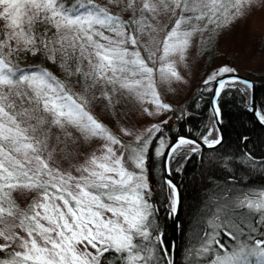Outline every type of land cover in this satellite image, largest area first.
<instances>
[{
  "label": "rangeland",
  "instance_id": "rangeland-1",
  "mask_svg": "<svg viewBox=\"0 0 264 264\" xmlns=\"http://www.w3.org/2000/svg\"><path fill=\"white\" fill-rule=\"evenodd\" d=\"M179 1L100 0L103 6L82 5L73 14L54 4L65 39L88 56L84 82H72L64 93L49 71L14 80L0 61V85L25 116L15 119L0 107V140L7 145L0 143V264H98L108 249L124 251L123 264H153L146 170L151 142L174 111L184 112L181 106L199 83L231 71L222 66L203 74L204 53L219 37V48L237 49L246 66H253V56L264 59V0H235L226 25L211 18L200 24L204 17L194 26ZM214 2L223 9L228 0H191V10L203 15ZM22 4L0 0V20L16 38L23 34L17 30ZM111 9L127 10L135 29ZM218 137L213 122L204 139ZM155 138L161 157L168 140ZM176 198L174 189L172 211ZM241 207L257 211L262 225L264 189L218 203L194 252L197 262L189 256L181 264H264V226L257 231L248 225V235L226 216ZM223 232L237 239L222 242ZM140 235L149 242L137 244ZM166 258L172 264L171 253Z\"/></svg>",
  "mask_w": 264,
  "mask_h": 264
},
{
  "label": "trees",
  "instance_id": "trees-1",
  "mask_svg": "<svg viewBox=\"0 0 264 264\" xmlns=\"http://www.w3.org/2000/svg\"><path fill=\"white\" fill-rule=\"evenodd\" d=\"M99 1L22 0L17 30L19 29L23 34L18 38L13 33H7L8 21L0 20V61L15 74L14 80L20 76L32 77L49 71L50 78L62 88V93L69 90L72 82H84L88 56L84 48L79 50L77 43L67 42L60 26L62 21H59L57 16L62 17L60 14L55 16L51 8L54 4H58L62 12L73 14L79 11L82 5L90 7L96 3L95 8H99V5L103 6ZM111 1L121 3L123 0ZM186 1L188 6L183 7ZM234 2L235 0H228L222 5L223 7L221 6L223 9H219L220 7L214 2L215 4H209L207 9L202 11L203 15L198 16L199 14H194L191 10V0H180L179 11L190 18L188 21L190 26L196 25V22L204 17H207L206 21H201L200 24L205 25V22L211 18L217 25H220V21L222 23L224 19L226 25V18L231 12L229 8ZM217 9L222 12L215 14L214 12L219 11ZM111 11L114 12L113 9ZM116 14L120 16L118 19L121 23L127 21V26L131 28L132 18L127 16V10ZM133 28L135 29L134 25ZM107 31L106 29L103 32ZM111 35L114 33L111 32ZM219 40L220 37L215 44L208 46V50L206 49L204 53V76L209 71L226 66L231 71L235 69L252 78L256 82L257 105L264 121V59L256 60L257 58L253 56V66H246L241 60L239 61L241 54L237 49L219 48ZM261 45L264 46V39ZM211 87L212 81L199 83L181 106L182 109L187 110V123L183 124V130H187V134L203 137L208 135L212 128L214 117L210 108ZM8 91L0 85V107L4 114L7 112L15 119L25 117L22 115L18 99ZM250 97L251 89L248 84L239 80L226 82L218 96L224 132L222 143L216 148L198 151H192L189 149L190 145H184L178 147L170 156L171 175L181 188L178 264L183 263L189 256L187 261L197 262L194 259V252L199 249L206 237L208 222L218 203L233 200L250 191L264 189V125L249 111ZM24 100L27 101L26 97ZM42 100L41 97L38 101L40 109L43 108ZM2 117L3 115L0 114V120ZM0 143L2 146H7L5 139L0 140ZM152 149L147 153L146 164V170L152 181V186L149 185L148 188L149 199L153 206L150 220H154L149 237L154 244L157 258H154V261L152 258L150 260L153 264H168L166 256L170 253L172 255V239L175 232L172 211L173 188L164 177L162 156L154 152L155 148ZM229 212L232 214L231 217L226 216L248 235L251 232H248V225L256 226L257 231L259 226L260 229L264 226V222L262 225L257 222L259 220L257 211H249L241 207L232 208L226 213ZM224 228L233 233L231 228L227 226ZM227 233H221L222 242H234L237 239V236L229 239ZM157 237L159 239H156ZM242 237L245 239L244 235ZM143 238V235L135 238L136 243L149 242L144 241ZM124 261V251L108 249L100 254L98 264H123Z\"/></svg>",
  "mask_w": 264,
  "mask_h": 264
},
{
  "label": "water",
  "instance_id": "water-1",
  "mask_svg": "<svg viewBox=\"0 0 264 264\" xmlns=\"http://www.w3.org/2000/svg\"><path fill=\"white\" fill-rule=\"evenodd\" d=\"M233 80H239L249 85L251 89V97H250V103L248 109L256 116L258 121L262 125H264V121L260 118L259 109L257 105L256 82L252 78L243 75L237 70L233 69L230 72L217 76L212 82L210 108L214 117L216 128L219 132V138L217 139V141H215L214 143H209L202 138H198L190 135H183L173 139L165 149L162 160L164 177L166 181H168V183L174 187L177 194L176 204L173 209L175 232L172 239V249H171L172 264H178V242H179L178 238H179L180 223H181V216H180L181 188L180 185L174 180V178L171 175L169 169V157L172 151L175 149V147L181 142H185V141L193 142L197 144L201 149H213L218 147L222 143L224 139V132L222 127L221 112L218 106V96L223 88L222 85L228 81H233Z\"/></svg>",
  "mask_w": 264,
  "mask_h": 264
},
{
  "label": "flooded vegetation",
  "instance_id": "flooded-vegetation-1",
  "mask_svg": "<svg viewBox=\"0 0 264 264\" xmlns=\"http://www.w3.org/2000/svg\"><path fill=\"white\" fill-rule=\"evenodd\" d=\"M183 110H184V112L179 114V115H178L179 112L174 111L172 118H170L163 125L164 126L163 130L155 135V137L158 136V135H161V136L165 137V139L168 140V143L166 144V148L169 145V143L173 139L178 137V136L190 135V136L198 137L196 135L187 134L186 133L187 130H183V124L187 123V110L186 109H183ZM155 137H154L153 141L150 144L149 151L153 150L152 148H155L156 145H157L156 144L157 143V139ZM204 137H206V136L198 137V138H202L203 139ZM185 143H186V145H190L191 146V147H189V149L192 150V151H198L199 149H201L197 144H195L193 142L188 141V142H185ZM162 160H163V156H162ZM147 180H148L149 185L152 186L151 176H150L149 172H147Z\"/></svg>",
  "mask_w": 264,
  "mask_h": 264
}]
</instances>
